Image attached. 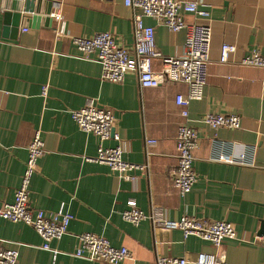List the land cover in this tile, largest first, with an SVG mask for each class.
<instances>
[{
  "label": "crops",
  "instance_id": "crops-1",
  "mask_svg": "<svg viewBox=\"0 0 264 264\" xmlns=\"http://www.w3.org/2000/svg\"><path fill=\"white\" fill-rule=\"evenodd\" d=\"M11 1L0 0V203L14 200L28 144L40 129L45 153L31 179L30 205L54 212L64 203L73 219L68 233L52 242L60 250L56 260L24 221L0 220V247L18 249L22 264H111L74 256L81 244L78 234L94 232L132 251L133 258L117 264H155L159 256L196 259L202 251L221 252L229 264H264V68L241 62L253 48L264 54V0H190L208 16L185 13V19L209 23L212 37L203 97L189 105L199 144L194 160L197 179L185 195L175 186L171 170L178 162L181 120L175 97L187 94L188 84L168 81L160 56L152 60L161 80L156 87H141L134 71L121 82L102 80L96 52L83 53L73 42V36L111 31L133 52V10L125 0H36L34 12L22 10L25 17L19 24L7 25L4 15ZM44 12H49L47 23L41 20ZM53 13H60L65 22L59 37L60 20ZM144 22L156 28L159 52H182L184 29L172 31L148 16ZM224 43L236 47L226 62L220 60ZM91 100L115 112L113 134L120 140L111 137L104 144H122L124 158L147 164L145 170H132L129 178L107 164L86 160L97 154L100 139L82 130L71 110ZM208 112L237 113L242 125L214 129L203 119ZM147 138L155 142L148 146ZM246 145L255 146L253 165L216 159ZM247 151L251 158V148ZM131 198L159 217L190 215L232 222L245 240L226 239L217 248L196 234L166 230L150 219L134 224L122 216Z\"/></svg>",
  "mask_w": 264,
  "mask_h": 264
},
{
  "label": "built area",
  "instance_id": "built-area-1",
  "mask_svg": "<svg viewBox=\"0 0 264 264\" xmlns=\"http://www.w3.org/2000/svg\"><path fill=\"white\" fill-rule=\"evenodd\" d=\"M125 4L133 10L134 51L120 44L111 31L97 32L92 36H73V42L83 53L96 52L97 61L101 64V79L111 82L123 81L128 71L137 73L141 87H156L161 83L157 73L152 68V60L163 59V74L168 81L186 82L188 93H178L175 104L180 108L181 120L177 130L176 148L178 162L171 170L175 186L181 195L187 194L197 179L194 168L195 149L199 144L198 130L190 123L189 105L192 100L203 97L204 88L209 76V52L211 45V27L209 23L188 22L185 13L207 17L208 12L201 9L199 3L190 0H125ZM60 20L57 37L63 35L65 22L60 13H53ZM152 17L166 25L172 31L184 29L185 43L180 54L163 55L157 50L156 28L147 25L144 17ZM235 45L224 43L221 48L222 62L229 60V54L235 50ZM243 64L264 68V54L253 48L241 61ZM48 85L43 88L46 95ZM72 118L79 127L94 133L100 139V145L95 156L86 160L107 164L112 170L126 174L132 178L130 171L145 170L147 164H136L124 158L122 144L106 146L104 141L114 137L120 140L119 134H113L116 116L109 106L97 105L94 100L83 107L71 110ZM204 121L212 128H240L241 116L237 113L208 112L203 116ZM264 138V132L261 134ZM147 145L155 142L147 138ZM28 159L21 184L16 190L12 202L0 203V220L6 218L12 221H24L31 225L42 237V248L50 250L56 260L60 250L52 247L54 240L61 239L68 233L73 214L65 209L62 203L57 211L47 212L44 209L32 208L29 200L30 183L33 175L39 170V159L45 153V141L42 130L37 129L28 144ZM247 148H251L252 157ZM150 154V151H147ZM255 146H243L240 152L222 153L216 159L228 163L254 164ZM128 207L122 211V216L138 224L144 219H150L161 228L181 229L185 236L196 234L220 248L226 239L245 240L240 237L235 224L226 220H210L204 217L184 215L178 219L159 217L155 210L145 212L133 198L128 200ZM1 227V224H0ZM81 240L73 253L79 258L106 261L111 264L120 263L133 258L132 251L127 246H115L111 241L94 232L78 234ZM0 264H22L19 261V251L16 248L0 247ZM155 264H229L221 252H200L196 259L177 256H159Z\"/></svg>",
  "mask_w": 264,
  "mask_h": 264
},
{
  "label": "water",
  "instance_id": "water-1",
  "mask_svg": "<svg viewBox=\"0 0 264 264\" xmlns=\"http://www.w3.org/2000/svg\"><path fill=\"white\" fill-rule=\"evenodd\" d=\"M22 1V2H21ZM35 1L36 0H12L10 4V10H7L5 12V23L10 24L12 23L13 25H18L19 20H21L22 17V10L24 12H29L32 13L34 12L35 8ZM46 16H41V20L47 21L50 20L49 12H44ZM47 13V14H46ZM30 21V18H27ZM8 28V27H6Z\"/></svg>",
  "mask_w": 264,
  "mask_h": 264
}]
</instances>
